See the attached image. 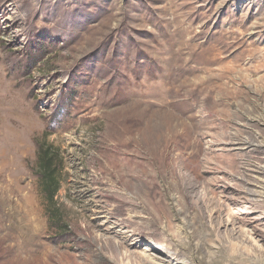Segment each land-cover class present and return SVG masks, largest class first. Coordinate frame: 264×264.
<instances>
[{
	"label": "rangeland",
	"instance_id": "1",
	"mask_svg": "<svg viewBox=\"0 0 264 264\" xmlns=\"http://www.w3.org/2000/svg\"><path fill=\"white\" fill-rule=\"evenodd\" d=\"M0 264H264V0H0Z\"/></svg>",
	"mask_w": 264,
	"mask_h": 264
},
{
	"label": "trees",
	"instance_id": "2",
	"mask_svg": "<svg viewBox=\"0 0 264 264\" xmlns=\"http://www.w3.org/2000/svg\"><path fill=\"white\" fill-rule=\"evenodd\" d=\"M55 159L56 154L53 152L51 147H47L45 145L39 146L37 155V174L40 178L41 189L50 204H53L54 196L59 189L57 178L58 167L55 165ZM49 217L52 220L59 219V210L53 209L51 213H49Z\"/></svg>",
	"mask_w": 264,
	"mask_h": 264
},
{
	"label": "bare ground",
	"instance_id": "3",
	"mask_svg": "<svg viewBox=\"0 0 264 264\" xmlns=\"http://www.w3.org/2000/svg\"><path fill=\"white\" fill-rule=\"evenodd\" d=\"M161 249V248H160Z\"/></svg>",
	"mask_w": 264,
	"mask_h": 264
}]
</instances>
